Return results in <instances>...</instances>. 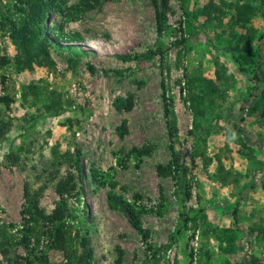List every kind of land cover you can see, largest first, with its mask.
Returning a JSON list of instances; mask_svg holds the SVG:
<instances>
[{"label": "rangeland", "instance_id": "rangeland-1", "mask_svg": "<svg viewBox=\"0 0 264 264\" xmlns=\"http://www.w3.org/2000/svg\"><path fill=\"white\" fill-rule=\"evenodd\" d=\"M84 1L48 11L51 61L39 56L31 68H17L0 24V55L10 57L0 69V95L10 98L0 103L10 123L0 140V227L14 224L18 239L25 188H42L37 201L50 212L55 183L70 173L67 225L87 229L92 264H264V238L251 231L264 226V98L254 104L264 88V0H167L161 31L153 0ZM13 2L0 0V19L16 16ZM117 97L131 108L117 110ZM75 147L80 176L62 156ZM175 158L184 173L168 171ZM109 193L135 206L147 245ZM33 248L31 258L66 261L44 242Z\"/></svg>", "mask_w": 264, "mask_h": 264}, {"label": "trees", "instance_id": "trees-1", "mask_svg": "<svg viewBox=\"0 0 264 264\" xmlns=\"http://www.w3.org/2000/svg\"><path fill=\"white\" fill-rule=\"evenodd\" d=\"M62 0H14L13 7L15 8V17H7L0 19V24L3 26L8 25L10 37L13 43L16 45L18 51L15 55V64L18 69L31 68L32 62L38 59L39 64L45 63L50 60L49 52L47 49L46 39L43 37V29L45 27L47 13L51 9H58ZM86 6L91 7L99 3V0H85ZM155 5V18L159 31L164 28L166 15L165 9L167 7V0H153ZM239 7V6H238ZM241 6L238 10V17L241 18L242 13ZM245 15V14H244ZM60 46H64L59 44ZM74 45H69L68 48H73ZM153 54L152 52L145 54H119V58L123 61H129L138 59L140 57ZM10 62V57L7 54L0 55V69L3 65ZM93 69V67H90ZM164 93V92H163ZM264 98V88L261 90L259 98L256 99L255 105L260 104ZM10 98L0 95V103L8 105ZM114 106L117 110L129 109L132 106L130 99H123L117 97L114 100ZM251 112V111H250ZM164 113L168 119L169 132L173 136L177 132L176 120L174 111L172 109V103L167 100L164 105ZM10 128V123L3 117H0V140L3 138L7 130ZM119 135H123V127L118 128ZM64 161L70 163L76 169L78 175L82 174V162L81 153L78 147H75V151L72 153H66L62 156ZM178 158L175 163L177 165ZM57 163L54 164V166ZM60 163L58 162L57 166ZM55 169V168H54ZM161 169V168H160ZM185 172L184 167H177L173 170L168 168V171L179 173ZM165 170V169H161ZM46 172V168L44 171ZM56 176V173L51 171L49 176L46 177L48 181H52ZM97 177V174H93V177ZM72 174H67L66 177L59 179L55 183V191L59 196L54 208L50 212H46L41 208L37 201L38 194L42 191V188L31 191L28 186L25 188L26 204L21 210V214L24 216L22 229L18 239H12L8 233L10 228H15L14 224H7L0 227V253L5 263L0 264H33L34 260H37L41 264H50L44 251L40 252V255H34L33 258L30 254L33 253V246L45 243L47 248H55L63 250L64 257L66 259L64 264H92L93 252L89 243V236L87 229L77 228L74 231L70 229L68 220L73 217V208L68 201L66 195L74 188L72 183ZM81 179V178H80ZM112 183V182H110ZM113 184V183H112ZM189 194L187 193V196ZM108 202L112 208L120 209L126 216L129 224L138 232L142 241L147 243L148 231L143 227L139 213L135 206L128 200L122 198L115 193L108 194ZM235 214V212H234ZM258 230L261 232L264 238V226L261 229L251 228V231ZM257 232V234H259ZM33 239L34 242H31ZM46 241V242H45ZM31 244H34L31 246ZM22 246L26 255L22 256L17 252V247ZM24 260V261H22Z\"/></svg>", "mask_w": 264, "mask_h": 264}]
</instances>
